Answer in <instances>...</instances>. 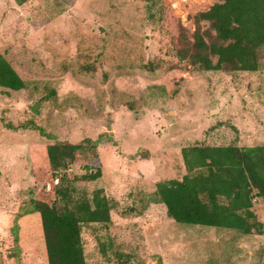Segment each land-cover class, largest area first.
Listing matches in <instances>:
<instances>
[{
	"label": "rangeland",
	"instance_id": "obj_1",
	"mask_svg": "<svg viewBox=\"0 0 264 264\" xmlns=\"http://www.w3.org/2000/svg\"><path fill=\"white\" fill-rule=\"evenodd\" d=\"M217 2L0 0V57L24 82L0 87V264H45L30 201L51 181L35 186L29 146L87 140L101 177L73 180L94 172L87 152L65 175L88 197L103 191L111 223L82 225L86 264H119L113 252L126 264H264V234L175 223L155 194L186 174L184 147L264 146V52L254 73L178 57L193 51L197 28L214 39L195 17ZM253 205L264 222V203Z\"/></svg>",
	"mask_w": 264,
	"mask_h": 264
},
{
	"label": "trees",
	"instance_id": "obj_2",
	"mask_svg": "<svg viewBox=\"0 0 264 264\" xmlns=\"http://www.w3.org/2000/svg\"><path fill=\"white\" fill-rule=\"evenodd\" d=\"M16 1L22 4L28 0ZM147 1L152 7L159 0ZM195 21L207 22L215 37L207 44L197 28L193 51L178 53L181 60L188 58L206 72L254 73L260 69L264 0H218ZM211 56L216 57L215 63ZM0 87L11 91L24 88V82L2 57ZM85 143L29 146L35 186L43 178L51 181L42 184L37 198L30 201L41 220L45 264H86L82 225L111 223V205L102 190L93 191L88 197L74 187L73 180L90 182L101 177L100 161L93 156L96 147L90 140ZM84 152L91 155L94 172L70 180L65 171ZM181 154L186 169L183 178L156 183L155 194L170 219L178 224L234 230L247 236L264 234V222L259 220L253 205L256 197L264 203V146L196 144L184 147ZM111 246V241L101 243L102 255L108 256ZM113 253L119 264L130 261V256Z\"/></svg>",
	"mask_w": 264,
	"mask_h": 264
}]
</instances>
